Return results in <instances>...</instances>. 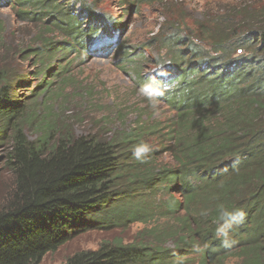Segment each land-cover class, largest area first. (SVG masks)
<instances>
[{
	"label": "trees",
	"instance_id": "1",
	"mask_svg": "<svg viewBox=\"0 0 264 264\" xmlns=\"http://www.w3.org/2000/svg\"><path fill=\"white\" fill-rule=\"evenodd\" d=\"M73 1L83 5L79 16L91 25L84 29L73 10L57 20L54 26L73 39L63 53L73 51L74 43L84 52L108 46L116 25L100 22L86 3ZM9 2L25 8L48 3L0 0V7ZM47 9L49 16L64 13L58 4ZM252 23L258 33L217 25V34L200 39L201 45L188 42V51L162 65L149 84L175 113L168 128L138 124L98 138L57 131L49 121L39 123V139L29 142L28 107L15 101L11 68L0 69V137L11 132L8 162L15 175V190L0 210V264H40L90 229L150 223L131 204L140 190L161 196L156 204L166 223L144 227L133 242L115 239L78 252L64 264H218L239 253L244 264H264V14ZM181 40L174 36L166 46ZM51 45L46 40L43 48ZM35 50L33 56L42 58ZM188 55L197 60L190 72L184 70L188 61L182 64ZM150 137L168 143L164 152L171 153L172 168L149 158L131 162L134 146ZM220 206L245 212L244 222L230 232V248L214 236Z\"/></svg>",
	"mask_w": 264,
	"mask_h": 264
},
{
	"label": "rangeland",
	"instance_id": "2",
	"mask_svg": "<svg viewBox=\"0 0 264 264\" xmlns=\"http://www.w3.org/2000/svg\"><path fill=\"white\" fill-rule=\"evenodd\" d=\"M44 1L48 2L45 6L25 8L9 2L0 7V69L11 68L15 76L12 82L15 101L23 108L28 107L24 134L29 142L39 139V123L49 121L57 131L67 129L75 136L98 138L111 137L138 124L168 128L175 113L161 95L155 94L149 84L152 75L159 74L162 65L170 63L176 52L188 51V42L201 45L200 39L217 34V25L231 26L236 33H258L251 26L252 20L264 14V0H80L100 22L105 18L117 30L109 32L113 38L108 46L84 52L74 43L73 51L66 55L63 50L70 48L73 39L55 27V22L68 10H73L84 29L90 27L91 20L79 16L83 5L73 0ZM50 4H58L64 13L51 11V16L47 15ZM67 24L66 18L59 26L64 29ZM96 30L99 34V29ZM174 36L183 40L166 46ZM46 40L53 43L48 49L43 48ZM35 49H39L42 58L33 56L39 54ZM187 61L184 70L190 72L197 60L188 55L182 64ZM10 134L0 137V210L9 203L15 190V175L8 162ZM161 142L156 137L147 139L146 144L152 149L147 158L158 166L172 168L171 153L164 152L169 145L164 141L160 145ZM131 157L132 163L137 162L133 153ZM174 196L179 198L177 193ZM160 199L153 191L135 192L132 207L143 211L144 219L150 223L90 229L47 254L40 264H64L78 252L98 249L115 239L133 242L144 227L167 222L160 217L156 204ZM129 204L123 200L125 209ZM117 208H121L120 204ZM238 256H230L218 264H244L242 253Z\"/></svg>",
	"mask_w": 264,
	"mask_h": 264
},
{
	"label": "clouds",
	"instance_id": "3",
	"mask_svg": "<svg viewBox=\"0 0 264 264\" xmlns=\"http://www.w3.org/2000/svg\"><path fill=\"white\" fill-rule=\"evenodd\" d=\"M156 95H163L159 89L155 90ZM152 151L150 145L146 143H139L134 146L133 157L139 163H145L148 154ZM245 212L243 209L229 210L223 206L219 208V223L215 228L214 236L221 240L225 248H230L234 241L230 237V232L244 222Z\"/></svg>",
	"mask_w": 264,
	"mask_h": 264
},
{
	"label": "bare ground",
	"instance_id": "4",
	"mask_svg": "<svg viewBox=\"0 0 264 264\" xmlns=\"http://www.w3.org/2000/svg\"><path fill=\"white\" fill-rule=\"evenodd\" d=\"M109 48V47H108Z\"/></svg>",
	"mask_w": 264,
	"mask_h": 264
}]
</instances>
